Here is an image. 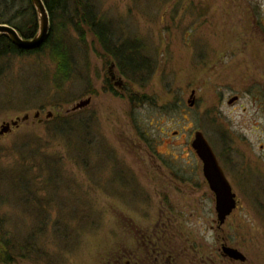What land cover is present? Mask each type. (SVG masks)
I'll use <instances>...</instances> for the list:
<instances>
[{
  "label": "rangeland",
  "instance_id": "rangeland-1",
  "mask_svg": "<svg viewBox=\"0 0 264 264\" xmlns=\"http://www.w3.org/2000/svg\"><path fill=\"white\" fill-rule=\"evenodd\" d=\"M88 3L102 22L98 34L121 47L116 53L134 75L121 70L85 26L82 38L72 28L64 36L75 60L65 82L43 54L15 57L0 70V124L36 112L43 120L37 124L31 117L0 138V171L17 159L7 150L25 136L50 143L47 156L56 161L58 195L34 245L43 255L13 264H102L116 244L130 243L127 228L155 218L162 204L179 218L191 244L201 251L212 246L214 197L190 145L196 131L238 201L222 227L229 243L245 264H264V44L242 7L230 0ZM255 4L257 20L263 19L264 0ZM111 65L120 87L109 80ZM87 98V107L66 114ZM47 113L51 119L72 114L85 123H74L77 128L59 143L45 124ZM36 174L42 190L44 177ZM8 196L0 200V222L22 237L35 217ZM55 222L67 236H55Z\"/></svg>",
  "mask_w": 264,
  "mask_h": 264
},
{
  "label": "trees",
  "instance_id": "trees-1",
  "mask_svg": "<svg viewBox=\"0 0 264 264\" xmlns=\"http://www.w3.org/2000/svg\"><path fill=\"white\" fill-rule=\"evenodd\" d=\"M42 1L50 20V32L47 40L34 51H23L14 46L8 37L0 36V70L6 68L9 61L15 57L43 54L55 63L57 80L65 82L70 76L75 60L70 56V51L65 45L66 42L63 43L64 36L67 30L72 28L82 38L81 28L85 26L96 36L105 49L113 52L119 68L122 70L124 67L129 70L128 73L134 75V68H128L125 56L116 53L118 47H111L105 41L106 38H101L98 34V27L102 25V22L96 19L88 0ZM0 24L14 28L22 38H32L37 32V18L30 0H0ZM120 48L118 49L120 50ZM109 90L112 91V88L110 87ZM130 100L133 103L132 98ZM136 103L137 101L134 102V104ZM83 121V119L73 117L71 114L53 117L45 124L48 130L51 129L53 132L51 139L60 143L77 128L74 123H85ZM83 141L87 143L86 139ZM44 144L42 139L25 136L13 142L7 150L15 154L17 159L7 170L0 171V200H7L9 195L16 206L22 204L24 210L34 215L35 226L32 225L28 230L29 232L20 237L10 231L6 232L5 223L0 222V263L2 264H13L17 259L38 260L43 255V252L34 246L36 233L37 235L41 234L48 226V210L51 208L54 196L58 195L52 182L56 177V161L47 156L48 149L46 147L48 148L50 143ZM36 171L38 176L44 177L42 190L36 187L35 177L32 176L37 175ZM4 188L8 190L4 191ZM53 227V232L55 236H58V239L68 235L64 232L66 227L58 225L56 222Z\"/></svg>",
  "mask_w": 264,
  "mask_h": 264
},
{
  "label": "flooded vegetation",
  "instance_id": "flooded-vegetation-1",
  "mask_svg": "<svg viewBox=\"0 0 264 264\" xmlns=\"http://www.w3.org/2000/svg\"><path fill=\"white\" fill-rule=\"evenodd\" d=\"M230 2L234 7H242L246 22H250L253 28L252 33H255L261 39L260 43L264 44V18L257 20L256 0H230ZM201 172L203 176L202 167ZM191 187L194 188L197 185ZM208 189L214 197L209 186ZM236 206L221 224L217 219L214 197L215 218L212 220L214 226H210L214 244L201 251L198 246L191 244L190 236L182 227L179 218L162 204L155 218L146 217L145 224L133 222L129 227L127 226L126 233L131 240L130 243L116 244L113 252L105 255L102 264H183L186 259L188 264H245L246 257L237 246L229 243L228 234L224 233L222 228ZM226 249L236 250L244 257V260L229 257Z\"/></svg>",
  "mask_w": 264,
  "mask_h": 264
},
{
  "label": "water",
  "instance_id": "water-1",
  "mask_svg": "<svg viewBox=\"0 0 264 264\" xmlns=\"http://www.w3.org/2000/svg\"><path fill=\"white\" fill-rule=\"evenodd\" d=\"M30 3L36 13L37 18V32L32 38H22L14 28L5 24H0V36L8 37L14 46L23 51H34L40 48L47 40L50 32V20L43 1L30 0ZM108 75L110 80L114 81L115 86H122L121 80H116V77L113 73V65L110 66ZM193 96L194 94L192 93L190 100L188 101L189 107H192L194 105ZM236 100V97L231 98L228 101V104H231ZM90 102V98L81 100L75 103L71 108H69L66 111V114L81 110L87 107ZM31 117L34 120H37V124H40L43 121L39 118L40 113L36 112L32 116L26 114L21 118H15L10 122H4L0 124V138L12 132L21 124L28 122ZM51 117L52 114L47 113L45 119L49 120L51 119ZM191 148L202 164L203 176L215 197V211L217 214V219L219 223L222 224L225 218L235 208L238 201L235 198V194L232 193L230 185L227 182L221 168L219 167L211 147L209 146L208 142L205 140L201 132L196 131L194 133V139L191 142ZM226 253L233 259H239L241 261L244 260V257L236 250L226 249Z\"/></svg>",
  "mask_w": 264,
  "mask_h": 264
}]
</instances>
